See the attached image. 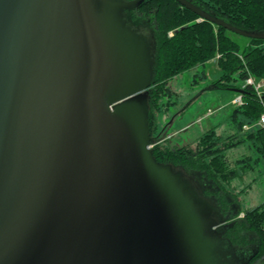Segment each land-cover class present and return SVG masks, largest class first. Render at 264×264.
<instances>
[{"label":"water","instance_id":"obj_1","mask_svg":"<svg viewBox=\"0 0 264 264\" xmlns=\"http://www.w3.org/2000/svg\"><path fill=\"white\" fill-rule=\"evenodd\" d=\"M143 1L0 0V264L212 254L199 236L214 207L150 148L151 45L123 20Z\"/></svg>","mask_w":264,"mask_h":264},{"label":"trees","instance_id":"obj_2","mask_svg":"<svg viewBox=\"0 0 264 264\" xmlns=\"http://www.w3.org/2000/svg\"><path fill=\"white\" fill-rule=\"evenodd\" d=\"M188 1L232 27L264 33V0ZM123 14L129 27L134 31L139 27L151 45L148 90L151 133L156 129L155 112L174 105L173 101L167 106L161 103L164 97L174 94L168 83L210 61L216 60L221 71L212 87L235 91L242 97L243 104L231 115L236 126L234 134L219 135L210 129L197 140L195 147H172L167 140L154 142L152 155L158 163L193 179L198 199L214 207L210 218L218 226L208 229L204 239L199 236L201 251L205 254L212 251L204 264H256L264 257V203L243 211L233 183L254 172L264 161V129L244 130L246 125L254 126L264 112V95L259 98L254 88L246 84L250 76L264 78V39L243 37L246 40L243 46L231 36L237 34L200 18L175 0H144ZM243 144H248L256 157L230 161L227 152ZM194 264L202 261L195 259Z\"/></svg>","mask_w":264,"mask_h":264},{"label":"rangeland","instance_id":"obj_3","mask_svg":"<svg viewBox=\"0 0 264 264\" xmlns=\"http://www.w3.org/2000/svg\"><path fill=\"white\" fill-rule=\"evenodd\" d=\"M231 36L243 46L246 44L243 37L233 34ZM204 74L206 78H203ZM220 76L221 71L217 63L210 61L205 66H198L171 80L168 87L174 94L172 97H164L161 103L167 106L169 101H173L174 105L169 106L167 110L163 108L155 112L156 129L152 133L150 131L153 141L167 140L170 146L178 148L195 147L197 140L210 129H215L219 135L234 134L236 126L231 121V115L237 107L233 102L240 94L231 90L213 88L212 82ZM227 155L230 161L250 155L256 157L254 150L248 144L229 150ZM183 180L187 188L197 195L194 180L188 177H183ZM233 186L243 211L255 209L263 204L264 161L254 172L234 182ZM260 263H264V257L256 262V264Z\"/></svg>","mask_w":264,"mask_h":264},{"label":"built area","instance_id":"obj_4","mask_svg":"<svg viewBox=\"0 0 264 264\" xmlns=\"http://www.w3.org/2000/svg\"><path fill=\"white\" fill-rule=\"evenodd\" d=\"M170 35H172V33ZM246 84H248L254 88V90L257 93V95L259 96V98H261L264 95V78L257 79L253 76H250L248 78ZM233 104L236 106H241L243 104L242 97L239 95V97L234 100ZM255 127L264 129V112L261 115L259 121L254 126L246 125L244 127V130L250 131L251 129H253ZM152 147H153V145L150 146V148H152Z\"/></svg>","mask_w":264,"mask_h":264},{"label":"flooded vegetation","instance_id":"obj_5","mask_svg":"<svg viewBox=\"0 0 264 264\" xmlns=\"http://www.w3.org/2000/svg\"><path fill=\"white\" fill-rule=\"evenodd\" d=\"M123 20H124L125 26L129 29L131 26H130V24L127 23L128 22L127 18H125ZM134 32H136L137 34H139L141 37H144L145 38V35L142 34V33H140V28L139 27Z\"/></svg>","mask_w":264,"mask_h":264},{"label":"crops","instance_id":"obj_6","mask_svg":"<svg viewBox=\"0 0 264 264\" xmlns=\"http://www.w3.org/2000/svg\"><path fill=\"white\" fill-rule=\"evenodd\" d=\"M213 61H215L216 63H217V61L216 60H213ZM218 65V64H217Z\"/></svg>","mask_w":264,"mask_h":264}]
</instances>
